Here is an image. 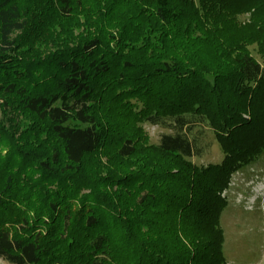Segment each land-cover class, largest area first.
Segmentation results:
<instances>
[{"label":"trees","instance_id":"obj_1","mask_svg":"<svg viewBox=\"0 0 264 264\" xmlns=\"http://www.w3.org/2000/svg\"><path fill=\"white\" fill-rule=\"evenodd\" d=\"M0 107V259L226 264L222 193L264 150V0H0ZM207 131L223 157L198 165Z\"/></svg>","mask_w":264,"mask_h":264},{"label":"rangeland","instance_id":"obj_2","mask_svg":"<svg viewBox=\"0 0 264 264\" xmlns=\"http://www.w3.org/2000/svg\"><path fill=\"white\" fill-rule=\"evenodd\" d=\"M248 16V13L239 15V22L247 21ZM80 21L83 22L82 18ZM71 26L66 24V28ZM58 29L56 27V31ZM74 32L76 33L75 29ZM17 36L19 33H16L14 38ZM34 46L39 56L53 50L52 44L48 41L39 40ZM252 54L261 61L254 50ZM8 116L0 107V121L8 124ZM142 127L151 144H157L160 136L169 132L149 123H143ZM202 143L204 146L202 156L193 157L192 161L198 165L220 162L223 154L213 134L207 131L203 135ZM222 196L227 200V206L221 216V227L225 234L226 264H264V150L257 161L243 167L232 176ZM0 264L8 263L0 259Z\"/></svg>","mask_w":264,"mask_h":264}]
</instances>
